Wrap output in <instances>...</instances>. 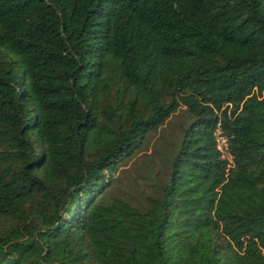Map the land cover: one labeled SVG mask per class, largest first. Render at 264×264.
Instances as JSON below:
<instances>
[{
    "label": "trees",
    "instance_id": "obj_1",
    "mask_svg": "<svg viewBox=\"0 0 264 264\" xmlns=\"http://www.w3.org/2000/svg\"><path fill=\"white\" fill-rule=\"evenodd\" d=\"M0 264H264V0H0Z\"/></svg>",
    "mask_w": 264,
    "mask_h": 264
},
{
    "label": "rangeland",
    "instance_id": "obj_2",
    "mask_svg": "<svg viewBox=\"0 0 264 264\" xmlns=\"http://www.w3.org/2000/svg\"><path fill=\"white\" fill-rule=\"evenodd\" d=\"M189 121L185 107L181 106L157 132H152L144 148L135 157L119 166L116 173L115 185L125 193L144 194L150 188L147 186L152 180L159 184L161 175L165 176L168 157L162 163L158 160L161 152L168 154L172 144H175L181 133V128ZM219 148L225 149L224 140L219 137ZM158 152L156 161L153 160ZM225 154V153H224ZM157 156V155H156Z\"/></svg>",
    "mask_w": 264,
    "mask_h": 264
}]
</instances>
